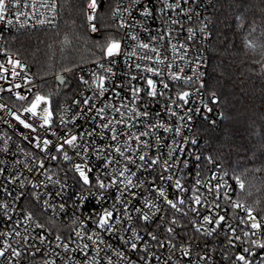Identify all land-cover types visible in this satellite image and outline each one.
<instances>
[{
  "label": "built area",
  "instance_id": "1",
  "mask_svg": "<svg viewBox=\"0 0 264 264\" xmlns=\"http://www.w3.org/2000/svg\"><path fill=\"white\" fill-rule=\"evenodd\" d=\"M213 1L179 0L180 8L175 11L165 9L162 13L160 0H139L138 3L116 0L112 20L118 31L114 40L121 44L120 54L111 58L104 51L100 58L77 71V90L62 102L59 111L51 109L49 126L44 125L41 116L23 112L28 107L27 101L37 92V84L29 65L18 54L6 49L5 35L56 27L59 3L57 0H19V3L13 0L8 15L12 23L0 22V64L7 69H0V76L5 77L0 79V89H3L0 91V105L5 106L0 108V161L3 162L0 163V169H3L0 172V203L9 204L7 215L0 209V233H12L6 237L8 243L21 255L13 257L9 250L0 257V264H51L52 261L55 264H89L91 261L107 264L109 258L112 264H130L139 261L141 256L149 259L150 264H232L237 253L244 247H250L249 243L242 241H264V218L252 212L261 224V229L252 230L245 211L249 208L235 197L241 188V180L229 174L220 162L201 148L200 127L222 119L218 96L205 89ZM168 2L176 3L177 0ZM52 3L56 5L55 12L50 8ZM145 7L153 10L152 16L142 15ZM41 20L44 23H40ZM173 20L177 23H172ZM92 24L95 23L89 24L90 31L96 34L91 30ZM189 28L194 30L191 38ZM142 44L149 47L145 49ZM173 45H176L175 49ZM9 58L19 60L23 66L15 68L19 73L16 77L11 74L13 65L8 62ZM101 65L111 67L112 72L106 73ZM148 68L155 69L156 73L147 71ZM94 73L106 77L107 91L102 96L98 95L93 84ZM172 75L180 79L173 80ZM188 77L192 79L188 81ZM147 78L156 83L155 97L146 94ZM16 84L20 87H15ZM164 84L169 87L164 88ZM132 88L143 91L134 98ZM184 91L190 93L187 103L178 98V94ZM17 93L26 99H18ZM89 97V105H84L83 100ZM75 101H80V104ZM91 105L94 107L89 111ZM108 105L111 107H106ZM99 108L105 109L101 115H97ZM117 108L119 112L115 111ZM145 112L147 115L136 114ZM11 113L33 124L36 131L24 128ZM109 121L108 128L102 127ZM112 128H115V133ZM71 135H77L78 139L76 147L65 145L71 158L66 161L63 153L56 152L55 146ZM113 135L117 136L116 140L112 139ZM37 138L41 147L44 139L52 141L48 153L36 147ZM5 141L7 151L3 150ZM117 147L123 151V156L115 150ZM49 154L58 158L52 160ZM139 155H145L146 161H140ZM157 157L160 163L151 165V160ZM164 160L169 164L167 171L162 164ZM40 161H43L44 168L38 167ZM77 163L87 165L91 170V186L80 181L73 167ZM125 167L128 169L125 176L135 173L131 175L133 184L127 188L120 183L124 177L119 176ZM161 175L172 176V180H161ZM97 178L105 184L115 178L117 183L100 189L96 184ZM177 179L183 191L175 188ZM21 181L24 182L23 188L20 187ZM33 183L39 187L33 188ZM157 187L164 188L168 199L177 203L180 211L172 209L164 198L158 196ZM21 192L23 197H20ZM117 197L127 201L126 205L117 204L120 211L115 215L121 218V223L116 224L113 220L115 227L111 232L98 229L93 223L96 214L104 208L111 210ZM196 197L200 198V204L195 203ZM145 199L153 201L161 209L159 212L152 209V219L147 222L139 219L141 214L135 211V208L143 207ZM180 199L184 200L183 204H179ZM236 204L242 207H234ZM125 207L132 217L130 221L124 215ZM144 211L149 210L144 208ZM29 213L32 219L26 221ZM205 216L213 221L219 216L225 219L219 225L214 222L206 224ZM173 219L175 224L171 223ZM37 224L44 227L39 228ZM201 225V231L197 232L195 229ZM168 227H173L174 232L168 233ZM133 228L144 238L137 241L139 251L130 249ZM213 228L216 231L208 235ZM232 229H235L236 236L241 237L240 241L234 239ZM17 231L20 236L15 235ZM77 231L83 232L84 236L78 237ZM252 231H256L257 236H251ZM94 232L104 243L93 245L87 239ZM149 232L158 239L152 240ZM244 232H249L250 236L245 238ZM24 236L28 237L26 241ZM41 236L45 237L43 241ZM57 236L61 237L60 241L56 240ZM229 237H232L234 246L229 245ZM4 239L0 237V248ZM85 243L89 244L85 250L87 255L79 250ZM63 244H68V251L58 246ZM182 248H187L190 255L184 256ZM253 251L258 255L255 264H260L264 251ZM120 252L128 259L120 258L117 255ZM201 257L205 259L201 260Z\"/></svg>",
  "mask_w": 264,
  "mask_h": 264
},
{
  "label": "trees",
  "instance_id": "2",
  "mask_svg": "<svg viewBox=\"0 0 264 264\" xmlns=\"http://www.w3.org/2000/svg\"><path fill=\"white\" fill-rule=\"evenodd\" d=\"M57 1L56 27L5 35L6 49L29 65L37 92L55 112L77 90V71L118 36L116 0H97L96 34L87 18L90 0ZM210 17L205 89L218 96L222 119L200 127L201 148L241 180L235 197L264 218V0H214ZM60 74L62 85L55 80Z\"/></svg>",
  "mask_w": 264,
  "mask_h": 264
},
{
  "label": "snow or ice",
  "instance_id": "3",
  "mask_svg": "<svg viewBox=\"0 0 264 264\" xmlns=\"http://www.w3.org/2000/svg\"><path fill=\"white\" fill-rule=\"evenodd\" d=\"M131 2L132 3H138L139 0H131ZM160 2L162 3V7L160 9V11L162 13L165 11V9H169V10L175 11L176 9L181 7V5L179 3V0H177L176 3H169L168 0H160ZM185 2H187V0H185ZM15 3H19V0H15ZM12 4H13V0H0V22H6L7 24H11L12 23V20L8 18V15L10 14V9L12 7ZM97 7H98L97 0H90V2L88 3V9L91 10V13L87 17L88 21L90 23H91V21H93L95 19V15L94 14L96 12ZM50 8H51V10L53 12H55V8H56L55 3H52L50 5ZM142 15H144L145 17L152 16L153 15V10L145 7V8H143ZM39 22L40 23H44L43 20H41ZM172 23L175 24V23H177V21L173 20ZM21 26L23 27V25H21ZM91 30L93 32L97 31V29H96L94 24L91 25ZM201 30L203 31V29H201ZM188 32L190 33V37L189 38H191V34H194V30L192 28H189ZM141 47L147 49L149 47V45L148 44H142ZM180 47L183 48L184 45H181ZM175 48H176V45H173V49H175ZM152 50L155 51V49H152ZM105 51H106L107 57L114 58L115 56H117L121 52V44H120V42L119 41H115V40L109 41ZM8 62L13 65V71L11 73L12 76L16 77L17 75H19V73H17L15 71V68L16 67H21V68L23 67L20 64V61L19 60L13 61V60H11V58H9ZM136 67L139 68V65H136ZM101 68H104V66L101 65ZM0 69H4V65L3 64H0ZM4 70L6 71L7 69H4ZM146 70L149 71V72L156 73V70L153 69V68H148ZM104 71L106 73H111L112 72V68L111 67L104 68ZM93 75H94L93 84H94L95 88L98 90V95L102 96L107 91V88L105 86L106 77L103 76V75H99L98 76L95 73ZM0 79H5V77L0 76ZM132 79H136V77H132ZM171 79L178 80V79H180V77L177 76V75H172ZM191 79H192L191 77L187 78L188 81H190ZM85 83H87V82L85 81ZM146 85H147L146 94L148 96H150V97L157 96L156 83L153 81V79L147 78L146 79ZM201 86H203V85H201ZM15 87L19 88L20 85L16 84ZM168 87H169L168 84H164V88H168ZM0 91H3V89H0ZM8 91H11V89H8ZM131 91H132L133 97L137 98V97H139V94L141 93V91H143V89H141V88H132ZM16 95H17V98L20 99V100L26 99V97L21 96L18 93ZM189 95H190L189 92L184 91V92L178 94V98L180 100H183L185 103H187V98L189 97ZM212 95L215 96V93H213ZM90 100H91V97L84 99L83 100V104L84 105H89V101ZM41 103H43L45 105V107L43 108V114L41 115V119L43 120L44 125H49L50 126L51 125L52 112H51L50 108L47 106L49 104V100H48L47 97H44V96H41V95H37L35 97V100L31 103V105L29 107L23 109V112L30 113L32 116H36L38 114L37 113V108L40 107ZM74 103L79 105L80 101H75ZM4 107H5L4 105H0V108H4ZM92 107H94V105L89 106L88 110L91 111ZM106 107H111V105H108ZM96 111H97V115H101V114L104 113L105 109L104 108H99ZM115 111L119 112L120 110L117 108V109H115ZM132 111L135 112V109H132ZM11 114L15 117V119L21 125H23L24 128L30 129L33 132L36 131V128L33 126V124L28 123L25 119H21L20 115H16L15 113H11ZM136 114L137 115H147L146 112L145 113H136ZM61 122L64 123L63 119L61 120ZM119 122H122V121H118V123ZM110 124H111V121H109L108 123L103 124L102 127L108 128L110 126ZM112 131H113V133H115V131H116L115 128H112ZM176 131L179 132V129H177ZM53 134L56 135V133H53ZM141 135H147V133H141ZM77 139H78L77 135H71L70 137L65 138L63 140V143H60V144L55 146L56 147V152L57 153H63V159L64 160H66V161L70 160L71 158L69 157L67 151L65 150V145L76 147ZM112 139L116 140L117 136L113 135ZM136 139L139 140V137H136ZM4 143H5V148L3 150L7 151L8 150L7 149V141H5ZM42 144H43V147H41V142H40L39 138H37L36 147L40 148L41 151L48 153L49 152V145L52 144V141H50L48 139H44L42 141ZM115 150L117 152H119L120 155H122V156L124 155L123 151H121V149L119 147H117ZM85 151H87V149H85ZM169 155H171V153H169ZM57 158L58 157L55 156V155H50V159H52V160H56ZM139 160L140 161H146L145 155H139ZM132 162L134 163V161H132ZM0 163H3V162L0 161ZM157 163H160L159 157L151 160V165H156ZM162 164H163V167H164L165 171H167V169L169 167L168 161L164 160L162 162ZM38 167L39 168H44L43 161L39 162ZM73 167H74L75 172L79 174V179H80V181H82L83 185L91 186L92 185V181H91L90 176H89V172L91 170L87 168V165H81V164L77 163ZM29 171H32V169L29 168ZM126 171H128L127 167H125L124 170H121L119 172V176L120 177H124V179L121 180L120 183L124 184L125 188H127L129 185L133 184L132 179H131V175H135V173H132L130 176H125V172ZM0 172H3V169H0ZM159 179H161V180H163V179L172 180V176L164 177L163 175H161L159 177ZM49 180H51V177H49ZM116 183H117V181H116L115 178H113L111 180V182L108 183V184H105V182L102 179H100V178H97V180H96V184L98 185V187L100 189H107V188L113 187V186L116 185ZM136 186H140V185H136ZM174 186H175V188L180 189L181 191L184 190L181 187V183H180L179 179H177L175 181V185ZM20 187L21 188L24 187V182L23 181L20 182ZM32 187L33 188L39 187V184L33 183ZM242 187H243V185H241V188ZM155 191L158 193L159 197L164 198V200L167 203V205H169L172 209H176L177 211H180V209L177 207V203L173 202V200H171V199H168L164 188L157 187V188H155ZM8 195H11V193L9 192ZM23 195H24V193L21 192L20 193V197H23ZM33 195H36V194L34 193ZM133 195H135V194H133ZM20 197H17V199H19ZM36 199H39L38 195H36ZM183 203H184V200L180 199L179 200V204H183ZM195 203L196 204H200V198L199 197L195 198ZM45 204L47 205V202H45ZM117 204L126 205L127 201H124L120 197H117L115 203L112 205V209L111 210H109L108 208H104L102 212L96 214V219L93 220V223L96 225V227L98 229L111 232V231H113V229L115 227V225L112 223L113 220L116 221V224L121 223V218L119 216L115 215V213L120 211L117 208ZM234 207H242V205L236 204V205H234ZM61 208H63V205H61ZM144 208H147L149 211L145 212ZM0 209H3L4 214L7 215V212H8V209H9V204L6 203V202L5 203H0ZM152 209H155L156 212H159L161 210L153 201L145 199L143 207H137V208H135V211L137 213L141 214L139 219L143 220L144 222H147V221H150L152 219V215L150 214ZM192 210L196 211V209H192ZM245 211L247 212L248 220L251 221V224H250L251 229L252 230L261 229V224L258 223L256 221V218L252 215V210L251 209H245ZM124 215L127 216L129 221L132 219V217L130 215H128V210H127L126 207L124 208ZM31 219H32V215H31V213H29L26 216V221H30ZM224 219H225L224 216H219L218 219L213 221L211 219V217L205 216L204 217V223L211 224V223L214 222L216 225H219L222 221H224ZM171 223L175 224L176 220L173 219L171 221ZM36 226L39 227V228H43L44 227L41 224H37ZM202 227H203V225H201L200 227H197L195 230L197 232H199V231H201ZM166 231L171 234V233L174 232V228L173 227H168L166 229ZM214 231H216L215 228H213L210 231H208L207 234L208 235H212V233ZM232 233H233V237H234V239L236 241H240L241 240L240 236H236L235 235V229H232ZM10 235H12V233H0V237H5V239L3 241V247L0 248V257H4L6 252H8L9 250L11 251V255L13 257H17V256L21 255L20 251H18L15 247H13L10 243H8V240H7L6 237L10 236ZM15 235L16 236H20L21 234H20V232L17 231V232H15ZM76 235L78 237H83L84 233L80 232V231H77ZM148 235L151 237L152 240H157L158 239L157 236L154 233L149 232ZM93 236H95V239H93ZM243 236L245 238H248L250 236V233L249 232H244ZM251 236H257V232L256 231H252L251 232ZM23 239L26 241L28 239V237L24 236ZM44 239H45V237H43V236L40 237L41 241H43ZM87 239L89 241H91L93 245H97L98 243H104V241L99 236V234H97L95 232L93 233V235H89L87 237ZM143 239L144 238L142 236H140L136 232V230L133 228L132 229V242L130 243V249L133 250V251H139L140 249L138 247L137 241H142ZM56 240L60 241L61 237L57 236ZM242 242L249 243L250 247H244L241 252L237 253L235 255L234 259L232 260V264H255V261L258 259V255H257V252L253 251V249L264 251V241H262L261 239H249V240L242 241ZM229 245L234 246L232 237H229ZM58 246H62L65 251L69 250L68 244H63V245H58ZM161 246H163V245H161ZM169 246L170 247H174V245H171V244H169ZM108 247H111V245H108ZM88 248H89V244L85 243V244H83L82 247L79 248V250L84 255H87V252L85 250L88 249ZM181 250H182L184 256L190 255V252H189V250L187 248H182ZM144 251L147 253V249H145ZM117 255L120 258L128 259L123 252H120ZM204 259H205V257H201V260H204ZM226 259H227V257H226ZM140 262H143V264H150L149 259H146L145 256H141L139 258V261H133V262H130V264H140ZM46 264H47V262H46ZM51 264H55V262L52 261ZM89 264H95V261H91V262H89ZM107 264H112V260L110 258L108 259ZM260 264H264V259L260 260Z\"/></svg>",
  "mask_w": 264,
  "mask_h": 264
},
{
  "label": "rangeland",
  "instance_id": "4",
  "mask_svg": "<svg viewBox=\"0 0 264 264\" xmlns=\"http://www.w3.org/2000/svg\"><path fill=\"white\" fill-rule=\"evenodd\" d=\"M37 95H41V96H43L42 94H40L39 92H36V93H34L31 97H30V99L27 101V105H28V107L31 105V103L35 100V97L37 96ZM45 97V96H44ZM49 108H50V110H51V107H50V103L47 105ZM45 107V105L43 104V103H41V105H40V107H38L37 108V115L38 116H41L42 114H43V108Z\"/></svg>",
  "mask_w": 264,
  "mask_h": 264
},
{
  "label": "water",
  "instance_id": "5",
  "mask_svg": "<svg viewBox=\"0 0 264 264\" xmlns=\"http://www.w3.org/2000/svg\"><path fill=\"white\" fill-rule=\"evenodd\" d=\"M56 82L59 83L60 85L64 84L66 82V77L62 74L57 75L55 78Z\"/></svg>",
  "mask_w": 264,
  "mask_h": 264
}]
</instances>
